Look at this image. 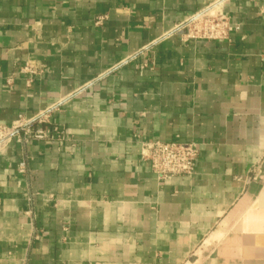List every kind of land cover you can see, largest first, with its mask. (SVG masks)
I'll list each match as a JSON object with an SVG mask.
<instances>
[{"label": "crops", "instance_id": "crops-1", "mask_svg": "<svg viewBox=\"0 0 264 264\" xmlns=\"http://www.w3.org/2000/svg\"><path fill=\"white\" fill-rule=\"evenodd\" d=\"M19 122L57 132L0 142V264H264V0H0ZM140 141L192 144L194 174L157 180Z\"/></svg>", "mask_w": 264, "mask_h": 264}, {"label": "built area", "instance_id": "built-area-1", "mask_svg": "<svg viewBox=\"0 0 264 264\" xmlns=\"http://www.w3.org/2000/svg\"><path fill=\"white\" fill-rule=\"evenodd\" d=\"M194 22V23H193ZM191 32L193 36H200L206 39H217L226 36L228 27L221 18H195ZM21 72L37 75L40 67L28 62L21 69ZM18 130L23 132V139L45 140L52 139L57 130L45 133L44 130L28 129L23 123H16L7 133L0 134V142L3 143L15 137ZM17 141H20L17 138ZM140 160L145 163L157 180H167L176 177H191L194 174L199 160V151L192 144L179 141H140ZM24 164H20L23 172Z\"/></svg>", "mask_w": 264, "mask_h": 264}, {"label": "rangeland", "instance_id": "rangeland-1", "mask_svg": "<svg viewBox=\"0 0 264 264\" xmlns=\"http://www.w3.org/2000/svg\"><path fill=\"white\" fill-rule=\"evenodd\" d=\"M191 26H193V24H192ZM190 29H191V28H190Z\"/></svg>", "mask_w": 264, "mask_h": 264}]
</instances>
